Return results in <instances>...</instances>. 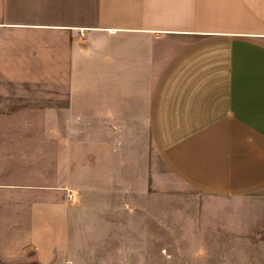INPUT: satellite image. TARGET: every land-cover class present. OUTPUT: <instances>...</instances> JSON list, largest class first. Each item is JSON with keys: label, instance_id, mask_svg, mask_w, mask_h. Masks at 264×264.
<instances>
[{"label": "crops", "instance_id": "obj_1", "mask_svg": "<svg viewBox=\"0 0 264 264\" xmlns=\"http://www.w3.org/2000/svg\"><path fill=\"white\" fill-rule=\"evenodd\" d=\"M0 34V264H70L76 179L264 226V0H3Z\"/></svg>", "mask_w": 264, "mask_h": 264}, {"label": "rangeland", "instance_id": "obj_2", "mask_svg": "<svg viewBox=\"0 0 264 264\" xmlns=\"http://www.w3.org/2000/svg\"><path fill=\"white\" fill-rule=\"evenodd\" d=\"M17 117L0 110V126L18 125ZM151 160L153 172L163 173L158 157ZM92 181L95 193L84 187L83 179H76L68 198L74 208L68 225L74 255L70 264H264V226L242 225V211H212L210 203L198 213L133 211L128 196L115 194L114 178L108 180L107 194L99 193V179Z\"/></svg>", "mask_w": 264, "mask_h": 264}]
</instances>
